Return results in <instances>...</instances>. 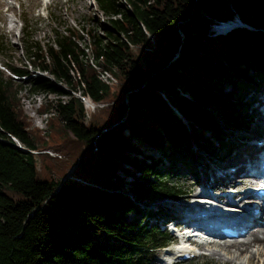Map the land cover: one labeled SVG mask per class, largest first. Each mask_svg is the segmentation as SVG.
I'll use <instances>...</instances> for the list:
<instances>
[{
  "label": "trees",
  "instance_id": "obj_1",
  "mask_svg": "<svg viewBox=\"0 0 264 264\" xmlns=\"http://www.w3.org/2000/svg\"><path fill=\"white\" fill-rule=\"evenodd\" d=\"M95 1L108 19L87 34L116 85L77 30L28 41L30 65L48 76L11 59L0 72V264H151L173 240L157 223L168 212L137 203L182 200L181 164L223 162L256 128L247 96L264 86V0ZM236 17L255 30L212 36ZM23 77L31 93L58 96L41 106L47 131L21 106Z\"/></svg>",
  "mask_w": 264,
  "mask_h": 264
},
{
  "label": "rangeland",
  "instance_id": "obj_2",
  "mask_svg": "<svg viewBox=\"0 0 264 264\" xmlns=\"http://www.w3.org/2000/svg\"><path fill=\"white\" fill-rule=\"evenodd\" d=\"M122 1L125 2V0ZM13 5L14 11L10 12L7 11L8 6L5 3L0 4V72L5 79H7L9 76V72L6 70L5 66L9 59L12 60V64L18 67L28 66V70L33 76H48V73L41 72L34 66L30 65L28 61V54L26 52L28 41H36L44 47H47L48 45L54 43L57 33H66L67 30H77V32L82 35L81 38H78L79 43L82 48L88 52V56L91 57L92 45L90 37L87 34V30L91 27H97L100 21L107 23L108 19L105 14L100 12L95 0H50L48 4L43 3L41 0H13ZM10 18L15 20L16 27L13 31L6 27V19ZM220 24L221 23H216L212 26V28L215 29L216 32H221V30H218V28L221 27ZM99 32L102 34L100 29ZM28 35H30V38ZM19 81L25 85L24 88H22L18 93V97L20 98V103L25 114L28 116L30 122H32V126L36 128L38 127L42 129V131H47V121L51 114L41 112V106L44 105V103H46L49 99H57L58 96L53 94L46 95L44 93H31L28 90L30 84L29 77H23V79ZM221 88L225 92H229L231 86L229 84L222 83ZM76 96H80V94H77ZM62 98L66 101L68 100L69 96L65 95ZM168 98L173 99V96L168 94ZM96 106L102 105L97 104ZM254 106L255 105H252V107ZM89 108L91 109V106H89ZM257 110L259 111V109ZM261 116L262 115H259L254 118V126H261ZM259 130L257 131V128L249 130V132H247L244 137V143L247 142L248 136L251 135V137H254V132L258 135V137H263L264 131ZM17 143L20 144L19 141H17ZM140 146L143 152L145 151V153H153V150L143 145L142 142L140 143ZM239 147L243 148L241 145ZM194 148L199 151L198 146H194ZM180 166L181 183L191 187V196L193 197L197 192L203 191L204 189L199 187L198 184L200 182H206V179L208 183L209 178L203 175L205 172L204 161L200 159L198 166L197 164L192 166L194 173L192 171L188 172V170L185 169L182 164ZM198 167L200 169H198ZM214 167L215 164L210 165L208 169L210 170L209 172H211V169H214ZM119 174L122 175V173ZM123 191L128 192L126 189H123ZM183 202L184 201L174 203L173 206L177 208L181 206ZM170 203L171 202L164 200L161 203L155 204H149L145 201L138 202L137 204L140 206L143 212L159 209L158 205L161 204L166 206L168 214H171L170 207L172 203ZM171 212L174 213L178 211L171 209ZM134 217V213L129 215L130 219H133ZM153 218L154 217L151 216L146 217L143 220L151 223L154 222L153 220H155ZM256 230L261 231L260 228ZM171 247L172 246L163 250H159L156 254V257H159L162 251L170 249ZM211 248L214 249L218 247L215 246ZM198 251L201 252V255L191 260V262L188 264H223L220 259L230 261L228 254L220 253L212 255L211 251L207 250L206 248H199ZM151 264L161 263H159L157 259H154ZM257 264H264V260H258Z\"/></svg>",
  "mask_w": 264,
  "mask_h": 264
},
{
  "label": "bare ground",
  "instance_id": "obj_3",
  "mask_svg": "<svg viewBox=\"0 0 264 264\" xmlns=\"http://www.w3.org/2000/svg\"><path fill=\"white\" fill-rule=\"evenodd\" d=\"M41 1L45 4H48L50 2V0H41ZM2 3H5L8 6L7 11L10 12L14 11L13 0H0V4ZM227 26L228 25H223L219 27L218 30L223 31L227 28ZM6 27L10 28V30L13 31L14 28L16 27L15 20L12 18L6 19ZM257 137L258 135L255 132H254V137H251V135L248 136L247 147L245 149H240L234 152L223 162L213 163L215 164V167L214 169L213 168L211 169V172H209L210 170H208L209 167L204 168L205 172L203 175L209 177L208 178L209 184L207 183V179H206V182L199 183L200 186L203 187L204 184L205 186L209 185L211 188H216L218 186L226 187L231 183L237 181V179H239V177H241L242 173L244 172L245 166L250 157V152L256 147V140L259 139ZM198 163L199 162L195 163L194 165L197 164L198 166ZM228 167H235L236 170L234 172H228L227 171ZM198 169L200 168L198 167ZM200 194H207V193L204 191H200L197 192L194 196L198 197ZM218 200L225 201L226 197H219ZM180 201H175L174 203ZM244 201H248V198H246V200ZM174 203L172 204L170 203L172 209L178 211L175 212L174 214L181 215V212L184 211V209L189 208V206L185 202H183V204L177 208L173 206ZM259 210L261 212L260 215H256L254 210L248 212L247 214L248 217L245 218V221L247 223H250V225L246 227L247 235L245 238L234 239L227 242L218 243L216 245L203 244V247H208L206 249L211 251L212 249L211 247L217 246L218 248L212 249L211 251L212 255L220 254V253L228 254L230 257V261L220 259V261L223 264H257L258 260L260 261L264 260V225L261 223V221L264 220V211L262 210V208H259ZM259 228L261 229V231L256 230ZM185 253H189V254L195 253V247H189L187 249L185 247H182L180 250H171V249L164 250L161 252L160 256L157 257V261L161 264H167L173 261L175 258L177 259L183 256Z\"/></svg>",
  "mask_w": 264,
  "mask_h": 264
},
{
  "label": "built area",
  "instance_id": "obj_4",
  "mask_svg": "<svg viewBox=\"0 0 264 264\" xmlns=\"http://www.w3.org/2000/svg\"><path fill=\"white\" fill-rule=\"evenodd\" d=\"M86 57L88 56V52ZM91 65L97 70V72L99 73L100 78L105 81L107 84L109 85H115L117 83V80L115 79V77L111 76L107 71L103 70L101 65L99 64L98 61H96V59L93 56V52H92V48H91Z\"/></svg>",
  "mask_w": 264,
  "mask_h": 264
},
{
  "label": "water",
  "instance_id": "obj_5",
  "mask_svg": "<svg viewBox=\"0 0 264 264\" xmlns=\"http://www.w3.org/2000/svg\"><path fill=\"white\" fill-rule=\"evenodd\" d=\"M225 25H228V27H231V28H235V27H236V25H235L234 23H230V22H225ZM251 29H254V30H255V28H251ZM127 115H128V112L126 113L125 116H127ZM22 150H23L24 152H29L28 150L23 149V148H22Z\"/></svg>",
  "mask_w": 264,
  "mask_h": 264
}]
</instances>
